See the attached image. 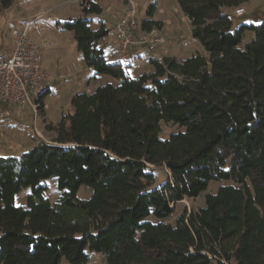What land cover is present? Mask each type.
<instances>
[{
    "label": "trees",
    "instance_id": "obj_1",
    "mask_svg": "<svg viewBox=\"0 0 264 264\" xmlns=\"http://www.w3.org/2000/svg\"><path fill=\"white\" fill-rule=\"evenodd\" d=\"M246 1L176 0L205 53L150 56L151 71L135 77L98 45L109 28H91L95 1L55 21L84 64L116 82L73 94L53 142L0 155V264H89L92 253L99 264H264V16L234 27L224 10ZM162 27L149 17L140 29ZM161 122L179 129L162 138ZM151 165L168 179L153 186ZM47 179L59 189L55 204ZM225 181L197 210L166 221L183 197ZM83 185L89 198L76 196ZM26 187V205H16Z\"/></svg>",
    "mask_w": 264,
    "mask_h": 264
},
{
    "label": "rangeland",
    "instance_id": "obj_2",
    "mask_svg": "<svg viewBox=\"0 0 264 264\" xmlns=\"http://www.w3.org/2000/svg\"><path fill=\"white\" fill-rule=\"evenodd\" d=\"M93 1L100 6L101 12L90 14L87 18L91 28H97L101 24L109 28L107 36L98 42L109 60L119 58L115 25L127 7L133 5L136 9V19L140 27L142 20L149 17L162 21L163 29H155V33L164 39L162 46L148 50L145 46L135 45L128 50L129 54L125 61L130 63L129 74L133 77L141 72L151 71L152 67L147 63L150 56L158 59L174 56L179 60L190 56L196 50L205 53L200 43L190 35L189 21L178 7L176 0ZM81 2L87 6L86 0H13L10 6L0 10V54L10 50L14 44L15 35L21 29L27 28L28 33L36 38L41 46V68L53 76L50 90L41 96L42 100H39L36 117L29 107H26L23 109L22 116H17L11 108L9 117L3 118L6 121L0 119V155H18L33 147L39 139L53 142L56 135L54 126L62 116L73 111L70 104L72 95L80 91L91 92L97 86L105 84L106 79L112 80L109 75L94 74V70L84 64L81 53L77 52L71 31H59L54 25L56 20L63 21L68 17H77L81 13ZM151 3L155 10L152 16L148 17V7ZM243 5L240 6L246 8L248 12L240 16H233L232 10L228 11L225 8L236 26L257 24L263 19L264 0H248ZM252 37V33H246L240 46L250 41ZM133 54H137L136 57H132ZM160 128L159 136L162 138H167L170 132L179 129L172 122H161ZM151 168L154 176L153 186L164 182L170 176L165 166L151 165ZM43 182L46 185L45 196L51 204H55L59 197L55 179H47ZM228 182L230 181L211 182L198 197H183L176 202L173 216L166 221L174 223V219L185 210L187 212L197 210L204 203L205 193H212L220 184ZM29 191L30 187H26L17 193L14 197L15 204L25 206ZM90 194L91 188L83 185L79 187L76 196L86 199L91 196ZM101 259L100 254L92 253L89 264H99ZM58 264H68V262L65 258H61Z\"/></svg>",
    "mask_w": 264,
    "mask_h": 264
},
{
    "label": "built area",
    "instance_id": "obj_3",
    "mask_svg": "<svg viewBox=\"0 0 264 264\" xmlns=\"http://www.w3.org/2000/svg\"><path fill=\"white\" fill-rule=\"evenodd\" d=\"M245 13L242 6L232 11L233 16ZM155 31L141 30L136 19V9L133 5L127 7L115 25L118 60L125 62L128 50L135 45L145 46L148 50L162 46L164 39ZM14 40L12 48L0 54V118L9 117L11 108L17 116H22L26 107L36 117L39 95L50 90L53 76L41 68V46L28 33L27 28L21 29Z\"/></svg>",
    "mask_w": 264,
    "mask_h": 264
},
{
    "label": "crops",
    "instance_id": "obj_4",
    "mask_svg": "<svg viewBox=\"0 0 264 264\" xmlns=\"http://www.w3.org/2000/svg\"><path fill=\"white\" fill-rule=\"evenodd\" d=\"M241 5H243V4H241ZM243 6H244V5H243ZM244 7H245V6H244ZM224 10H225V9H224ZM229 10H230V9H228V11H229ZM245 10H246V8H245ZM228 11H225V12L228 13ZM247 12H248V10H246V13H247ZM235 26H236V24H234V27H235ZM162 29H163V28H162ZM162 29H161V30H162ZM161 30H160V31H161ZM136 55H137V54H136ZM136 55L133 54L132 57H136ZM115 60H118V59H115ZM137 60H138V59H137ZM134 61H136V60H134ZM125 62H128V61H125ZM129 64H130V63H129ZM130 68H131V67H130ZM130 68H129V70H130ZM51 75H52V74H51ZM108 81H113V79H112V80H111V79H108V80L106 79V83H107ZM114 81H115V80H114ZM3 118H5V117H3ZM3 118H0V119H1V121H4V122H5L6 120L3 119Z\"/></svg>",
    "mask_w": 264,
    "mask_h": 264
}]
</instances>
